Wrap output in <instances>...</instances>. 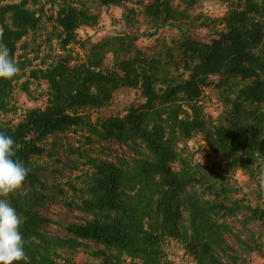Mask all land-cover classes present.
<instances>
[{"label":"rangeland","instance_id":"374dc122","mask_svg":"<svg viewBox=\"0 0 264 264\" xmlns=\"http://www.w3.org/2000/svg\"><path fill=\"white\" fill-rule=\"evenodd\" d=\"M245 1L170 0L173 17L165 21L162 17L146 15L144 6L149 0L110 6L102 5L101 0H34L27 8L35 15L36 24L17 44L15 62L20 72L0 113V125L14 126L24 121L31 110L46 106L48 85L35 75L69 54L95 68L107 69L138 56L156 64L159 75L168 81L186 80L189 74L184 70L181 43L185 39L207 41L213 33L224 29L227 13L240 8ZM19 2L4 0L9 4ZM66 8L85 12L96 21L81 26L76 32L77 43L64 50L56 19L58 11ZM243 84L237 80L228 87L203 90L195 103L204 124L203 132H193L186 138L176 124L169 122L166 126L177 153L173 171L195 178L184 192L172 196L167 191L155 194L153 189H148L144 196L137 197L141 186L136 183L135 190L130 192L134 184L128 185L127 193L149 205L150 218L145 223L156 233L160 227L155 213L157 202L169 200L180 213L179 236L163 234L160 238L162 260L166 264H200L193 251L208 241L214 254L225 264H264V220L252 214L264 212V153L249 156L232 152L223 159L216 153L211 137L215 129L228 127L234 89ZM143 103L140 91L120 88L107 105L90 114L93 119L122 118L131 108ZM251 108L257 110L256 106ZM258 110L264 112L262 107ZM181 111L179 119L187 117L184 113L190 114L185 105ZM44 149L45 154L33 161V172L38 175L41 187L32 191L22 188L10 197L16 209L18 205L32 208L42 219L36 235L27 239L25 245L40 264H106L103 255H116L113 250L77 239L66 232V227L93 219L79 208L82 201L91 198L93 163L108 161L133 174L140 162L150 159L145 145L139 140L126 145L100 141L80 126L50 136ZM20 196L27 197L24 203ZM194 201H209L225 208L208 211L197 230L191 217ZM17 212L21 215L20 210ZM119 257V263L108 264L131 263L126 255ZM133 262L140 264L137 259Z\"/></svg>","mask_w":264,"mask_h":264},{"label":"trees","instance_id":"16d2710c","mask_svg":"<svg viewBox=\"0 0 264 264\" xmlns=\"http://www.w3.org/2000/svg\"><path fill=\"white\" fill-rule=\"evenodd\" d=\"M33 1L9 4L0 0V36L3 37L0 46L10 49L14 61L18 42L36 24L35 15L27 8ZM129 1L101 0V3L110 6ZM144 10L151 18L162 17L169 21L173 17L170 0H149ZM95 21V17L73 8L59 10L56 23L61 47L65 50L75 45L77 30ZM223 25L224 29L213 33L207 41L185 39L181 43L184 70L189 74L184 81H168L159 75L160 68L156 64L138 56L120 61L110 69L95 68L71 54L60 58L35 75L48 85L46 106L31 110L24 121L14 126L0 125V131L12 136L19 145L15 158L30 169L23 188L31 191L42 185L33 172V161L45 154L44 143L56 133L81 126L100 141L126 145L139 140L145 145L150 159L140 162L133 174L108 161L93 163L95 176L89 188L91 198L79 205L80 210L92 215L93 219L66 227V232L77 239L113 250L116 255H103L106 264L119 263L121 255L130 258V264H136L135 259L140 264H166L162 260L160 238L163 234L172 238L179 236L180 213L169 200L157 202L155 213L160 227L156 233L145 223L150 218L149 205L136 198L144 196L148 189H153L155 194L167 191L175 196L195 180L194 175H178L173 171L177 153L166 126L169 122L176 124L186 138L193 132H203L204 124L195 103L204 89L228 87L237 80L244 83L234 89L228 127L217 128L211 135L216 153L223 159L232 152L249 156L264 153V112L258 110L259 107L264 109V0H246L240 8L227 13ZM15 78L0 80V113ZM125 87L140 91L144 103L131 108L122 118H92V110L103 108L116 90ZM184 105L190 114L184 113L187 117L179 119ZM131 182L134 187L130 192L135 190L136 183L141 186L136 198L127 193ZM25 198L20 196L22 203ZM222 208H225L222 204L194 201L191 203L193 225L198 230L208 211ZM17 210L23 218L21 232L27 257L20 264H40L25 241L36 235L42 219L32 208L18 205ZM252 214L264 220V212L256 214L253 211ZM193 254L200 264H225L214 254L209 241L200 243Z\"/></svg>","mask_w":264,"mask_h":264},{"label":"clouds","instance_id":"9594fccd","mask_svg":"<svg viewBox=\"0 0 264 264\" xmlns=\"http://www.w3.org/2000/svg\"><path fill=\"white\" fill-rule=\"evenodd\" d=\"M19 72L10 49L0 46V80L11 81ZM18 147L12 136L0 131V264H20L27 259L21 232L23 220L10 199L23 188L30 171L15 158Z\"/></svg>","mask_w":264,"mask_h":264}]
</instances>
